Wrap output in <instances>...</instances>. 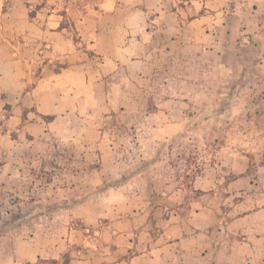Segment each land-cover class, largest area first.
<instances>
[{
    "label": "crops",
    "instance_id": "crops-1",
    "mask_svg": "<svg viewBox=\"0 0 264 264\" xmlns=\"http://www.w3.org/2000/svg\"><path fill=\"white\" fill-rule=\"evenodd\" d=\"M53 2L33 15L20 3L0 14V117L6 102L15 118L33 107L26 116L36 122L21 132L56 133L55 158L66 167L51 177L67 184L47 198L59 196L62 203L46 212L65 235L49 228L50 248L17 261L264 264V0H58L60 6H49ZM111 113L140 119L135 126L152 134L138 144L146 156L166 138L185 134H220L224 165L235 156L232 149L256 151V178L234 172L236 161L224 190L225 197L245 196L241 188L255 181L256 207H235L238 213L217 226L215 248L211 223L200 225V219L216 211L219 191H204L188 222L175 210L162 219L168 194L161 162L147 159L143 172L123 174L119 151L129 145L111 141L99 122ZM30 146L19 143L14 151L31 156ZM5 153L0 142V183L9 177ZM21 161H13L19 168L9 179H20ZM203 180L210 184L213 177ZM65 253L67 261L60 262Z\"/></svg>",
    "mask_w": 264,
    "mask_h": 264
},
{
    "label": "rangeland",
    "instance_id": "rangeland-1",
    "mask_svg": "<svg viewBox=\"0 0 264 264\" xmlns=\"http://www.w3.org/2000/svg\"><path fill=\"white\" fill-rule=\"evenodd\" d=\"M45 1L0 0V14L10 13L14 5L20 3L24 9H28L24 10L25 13L33 15L43 8ZM51 5L60 6L58 0H54L53 4H49ZM29 109L33 110V107H24L21 118H15L12 102H6L4 117H0V142H3L5 146V158L8 163L5 173L9 176L4 183H0V264H32L24 258L22 261H17L18 256L33 250H39L43 254L50 248L49 242L54 240L51 231L54 229L58 238L64 233L60 230V226L50 225L49 215H46L48 210L62 203L59 196L57 200L47 202L48 196L52 197L53 192L59 193L62 185L67 184L60 180L53 181L51 177L54 173L59 174L66 169L57 164L55 158L58 153L55 147L61 138L55 136L57 134L50 130L46 136L28 130L21 132L23 127L30 129L36 122L35 116H26ZM130 120L116 113H111L99 120L101 126L109 133L111 141L120 140L129 145L128 148L119 151L120 159L124 163L123 174L143 172L147 168L145 165L148 162L147 159H158L161 162L159 172L166 175V180L163 182L164 191L170 195L162 200L168 208L161 215L165 220H168L171 211L175 210L176 218L180 217L182 221L188 222L193 216L191 212L193 202L203 203L204 198H201V195L204 191L210 189L209 193L212 195L213 192L219 191L216 197L213 196L216 211L203 215L205 218L199 219L200 225H204V222L212 225L210 229L214 233L213 248L216 247V243L220 245L221 240L217 233V226L221 225L219 223L231 220L239 211L234 210L235 207H256L255 181H251L252 186L246 182L245 187L241 188L247 193L245 196L236 192L228 193V197L224 196L226 194L224 190L228 188L227 184H230L235 177L231 165L236 161L239 166L234 172L242 171L244 175L248 174L252 179L256 178V151L243 148L238 151L232 149L229 151L230 154L236 156L238 152L240 156L234 158L235 156L230 155L228 162L224 165L222 162L225 160L222 159L223 154L220 152V144L223 142L220 134H185L166 138V145L162 149L146 156V151L138 148V144L150 140L152 134L144 133L135 126L141 122L140 119L133 122ZM134 128L136 129L132 132ZM19 143L26 147L31 145L32 155L30 156L29 152H22L23 154L15 152L14 149ZM29 158L34 160L32 164H29ZM20 159L22 160L19 169L20 179H9L11 174L16 173L19 168L13 161ZM37 159L39 162L36 163ZM224 171L228 172L225 175L228 179L221 182L219 177ZM205 176L213 177V182L205 183L203 180ZM134 186L138 187L139 183H134ZM221 190H223L222 197ZM221 210L224 211L223 214ZM51 227L53 229H49ZM200 243L202 242H197V244ZM33 253L35 254L36 251ZM67 258L68 253H65L60 262L67 261ZM42 262L39 260L34 264Z\"/></svg>",
    "mask_w": 264,
    "mask_h": 264
},
{
    "label": "built area",
    "instance_id": "built-area-1",
    "mask_svg": "<svg viewBox=\"0 0 264 264\" xmlns=\"http://www.w3.org/2000/svg\"><path fill=\"white\" fill-rule=\"evenodd\" d=\"M246 39H248V37H246Z\"/></svg>",
    "mask_w": 264,
    "mask_h": 264
}]
</instances>
